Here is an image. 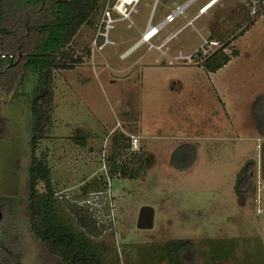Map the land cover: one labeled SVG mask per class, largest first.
Masks as SVG:
<instances>
[{"label": "rangeland", "instance_id": "1", "mask_svg": "<svg viewBox=\"0 0 264 264\" xmlns=\"http://www.w3.org/2000/svg\"><path fill=\"white\" fill-rule=\"evenodd\" d=\"M189 1L139 0L129 17L114 15L102 48L98 10L62 49L82 62L53 71L52 121L35 153L58 214L98 246L102 264H264V0H192L162 23ZM217 50L230 60L210 72L203 63ZM33 84L29 76L25 97L0 106V195L22 238L18 264H64L30 231ZM184 143L196 156L177 169L170 157ZM113 159L128 164L125 176L110 174ZM143 205L154 209L149 229L136 227ZM182 238L196 243L194 256H161Z\"/></svg>", "mask_w": 264, "mask_h": 264}, {"label": "trees", "instance_id": "2", "mask_svg": "<svg viewBox=\"0 0 264 264\" xmlns=\"http://www.w3.org/2000/svg\"><path fill=\"white\" fill-rule=\"evenodd\" d=\"M103 6L104 0H0V106L9 102L14 92L19 97H25L23 86L28 83L29 76L34 82L30 98L33 115L30 138L32 152L28 167L30 231L64 264H102L103 254L97 245L76 232L58 214L56 200L51 194L50 168L35 150L38 142L45 138L52 121L53 71L72 69L74 63L82 62L80 57H73L62 49L71 42L82 25L90 23ZM2 54L5 56L2 57ZM219 54L217 50L210 55L203 67L215 72L230 60L228 55ZM261 133L264 135V130ZM7 134L8 121L0 115V139ZM76 141L82 145L85 143L82 138ZM116 144L118 150L122 148L121 142ZM195 156V147L184 143L173 151L170 164L174 168L185 169L194 162ZM117 167L113 159L110 174L118 171L125 176L128 164L123 163L121 169ZM242 170L248 171L249 168L246 165ZM129 172L131 178L137 177V171ZM242 178L247 179L241 177L240 180ZM240 180H237V184ZM37 182L43 183L42 193L36 190ZM97 182L100 184L102 181ZM0 213V262L5 264L2 255L6 252L8 261L18 264V255L22 257L23 254L22 238L16 233L15 227L9 224L12 216L1 195ZM159 252L169 262H179L182 254L194 256L197 245L190 238L171 240L161 246Z\"/></svg>", "mask_w": 264, "mask_h": 264}, {"label": "built area", "instance_id": "3", "mask_svg": "<svg viewBox=\"0 0 264 264\" xmlns=\"http://www.w3.org/2000/svg\"><path fill=\"white\" fill-rule=\"evenodd\" d=\"M139 0H104V6L102 9V13H101V23H100V29L97 32V35L95 36V38L93 39V45H97V38L99 37H104L102 44H98L99 47L98 48H102L103 45L107 42H111L109 41V39L107 38L108 35V31L109 29L112 28L113 23L115 22V20H117V17H114L115 14H117V16L119 17V19H123L126 17H129L130 12L132 11V9H134L133 7L135 6V4H137ZM182 6V5H181ZM130 8V10H128V8ZM178 8L177 7L172 13H169L165 16V18L163 19L162 23L164 21H170L173 19L172 14L174 16H176L179 12H178ZM178 12V13H177ZM162 23L158 24V26H160ZM2 57L5 56L4 54L1 55ZM10 57L12 55H9Z\"/></svg>", "mask_w": 264, "mask_h": 264}, {"label": "water", "instance_id": "4", "mask_svg": "<svg viewBox=\"0 0 264 264\" xmlns=\"http://www.w3.org/2000/svg\"><path fill=\"white\" fill-rule=\"evenodd\" d=\"M140 42H141V40L138 41V43H140ZM138 43L134 44L127 52H129L131 49H133ZM0 217H1V213H0ZM153 221H154V209H153V207H151L149 205L141 206L139 209L138 217H137L136 227L137 228H144V229L152 228ZM0 264H2V263L0 262Z\"/></svg>", "mask_w": 264, "mask_h": 264}, {"label": "bare ground", "instance_id": "5", "mask_svg": "<svg viewBox=\"0 0 264 264\" xmlns=\"http://www.w3.org/2000/svg\"><path fill=\"white\" fill-rule=\"evenodd\" d=\"M128 1H131V0H128ZM217 1V0H216ZM191 1L187 2L186 4H184L183 6L179 7L178 8V12L182 11L189 3H191ZM215 3V2H213ZM212 3V4H213ZM209 7H207L205 10L203 11H206ZM177 12V13H178ZM172 17L174 18V15L172 14ZM166 21H164L163 23L165 24ZM159 29H160V26H157V27H153V26H149L147 28V32L144 34L143 36V41H148L150 40L152 37H154L158 32H159Z\"/></svg>", "mask_w": 264, "mask_h": 264}, {"label": "crops", "instance_id": "6", "mask_svg": "<svg viewBox=\"0 0 264 264\" xmlns=\"http://www.w3.org/2000/svg\"><path fill=\"white\" fill-rule=\"evenodd\" d=\"M146 32H147V30L145 31V33H146ZM145 33H143V35H142V36H144V34H145ZM142 38H143V37H142ZM140 40H141V41H143L142 39H140ZM140 40H139V41H140ZM144 42H145V41H144ZM128 49H129V48H128ZM128 49H127V50H126V51H125V52H124L122 55H125V54H126V52L128 51Z\"/></svg>", "mask_w": 264, "mask_h": 264}]
</instances>
